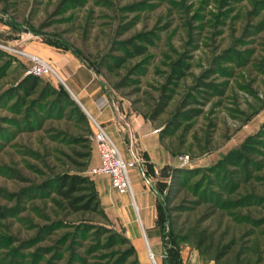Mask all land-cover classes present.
I'll return each mask as SVG.
<instances>
[{"label":"rangeland","instance_id":"obj_1","mask_svg":"<svg viewBox=\"0 0 264 264\" xmlns=\"http://www.w3.org/2000/svg\"><path fill=\"white\" fill-rule=\"evenodd\" d=\"M78 66L98 108L135 125V157L145 134L174 155L147 192L146 235L46 189L77 152L94 175L105 125L70 86ZM27 74L30 95L14 90ZM0 264H264V0H0Z\"/></svg>","mask_w":264,"mask_h":264},{"label":"crops","instance_id":"obj_2","mask_svg":"<svg viewBox=\"0 0 264 264\" xmlns=\"http://www.w3.org/2000/svg\"><path fill=\"white\" fill-rule=\"evenodd\" d=\"M92 72L89 68H82L78 66L68 74L70 86L83 97L84 106L89 109L96 117L104 123L105 127L109 129L114 138L119 140L117 135V125L125 126L124 128L129 143H127L130 150L131 157L136 153V140L134 129L135 125L132 123L126 124L122 120L123 112L109 107L100 109L96 104V94H98V87H91L93 81ZM96 93V94H95ZM100 95V94H99ZM114 124L116 126H114ZM128 131V133H127ZM146 135V137H144ZM143 135L140 140L142 142L143 153H140L141 164L130 169V182L132 194L130 192H119L111 186L110 177L107 174H94L91 178L93 180L94 188L96 189L100 203L103 206L106 214L117 223L122 224L126 230L133 236L138 234L139 228L143 230L146 235V229L151 227L152 217L150 210V201L148 190H152V183L158 179L159 174L165 171L170 165H174V155L166 149L160 141L153 139L154 136ZM132 136V141L130 137ZM151 139V140H150ZM120 141V140H119ZM137 155V154H136ZM100 161L98 152H94L90 158V165L94 166ZM153 173L155 176L152 180ZM145 185H144V184ZM147 186V187H146ZM140 227H139V224ZM147 238V236H146ZM146 241V240H145ZM150 253H153L151 246H147Z\"/></svg>","mask_w":264,"mask_h":264},{"label":"trees","instance_id":"obj_3","mask_svg":"<svg viewBox=\"0 0 264 264\" xmlns=\"http://www.w3.org/2000/svg\"><path fill=\"white\" fill-rule=\"evenodd\" d=\"M184 62L181 60L175 61L174 72L175 77L182 75L181 66ZM186 66V64L184 65ZM39 77L35 74H27L23 76L16 84L14 90H21L23 94L30 95L35 87L38 85ZM207 88H210L209 82H202ZM70 103L74 104L72 100ZM75 109L82 113L77 105H74ZM197 108H191V112H182L184 118H189L190 116L196 114ZM84 158V161H75L76 165L79 167L77 171L73 172H63L57 176H53L45 183L46 189L50 192H55L72 210H101V203L99 195L94 188L93 180L89 177V174H85L82 170L86 169L88 165V157L90 155L89 151L77 152Z\"/></svg>","mask_w":264,"mask_h":264},{"label":"built area","instance_id":"obj_4","mask_svg":"<svg viewBox=\"0 0 264 264\" xmlns=\"http://www.w3.org/2000/svg\"><path fill=\"white\" fill-rule=\"evenodd\" d=\"M45 68H47L46 64L42 65V67L37 65L32 68V72L36 74L41 73ZM105 101V98L99 99L98 106L103 107ZM92 138L97 147L100 161L98 164L92 166L90 171L93 174L108 173L113 188L120 192H130L132 194L129 167L138 163V157L132 156L130 160H125L105 127L96 119H94ZM186 157V154H184L180 156V159L184 160Z\"/></svg>","mask_w":264,"mask_h":264},{"label":"bare ground","instance_id":"obj_5","mask_svg":"<svg viewBox=\"0 0 264 264\" xmlns=\"http://www.w3.org/2000/svg\"><path fill=\"white\" fill-rule=\"evenodd\" d=\"M137 157H138V155H137ZM138 159H139V162H140V164H141V160H140V158L138 157Z\"/></svg>","mask_w":264,"mask_h":264}]
</instances>
